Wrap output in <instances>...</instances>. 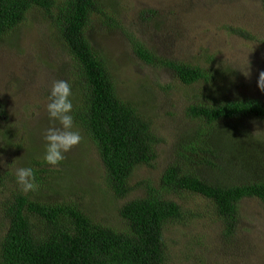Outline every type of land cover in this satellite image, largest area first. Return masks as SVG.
Instances as JSON below:
<instances>
[{
  "label": "trees",
  "instance_id": "trees-1",
  "mask_svg": "<svg viewBox=\"0 0 264 264\" xmlns=\"http://www.w3.org/2000/svg\"><path fill=\"white\" fill-rule=\"evenodd\" d=\"M39 10L58 31L57 41L69 55L67 73H61L60 80L71 85L72 130L79 131L82 143L97 155L120 223L119 227L103 224L77 200L54 201L52 196H61L65 188L64 177L44 162L45 140L38 149L29 141L11 142L8 131H1L7 148L23 146L22 164L34 169L38 187L26 194L9 188L8 184L16 183L8 170L12 164L0 170V192L9 193L0 204V264H167L164 228L186 219L183 209L168 198L171 194L202 198L222 221L224 236L231 238L239 203L256 199L264 204V180L252 175L257 163L264 164V137L241 132L236 125L249 116L264 122V103L230 95L226 84H220L227 75L216 63L189 64L162 57L152 42L125 32L143 64L171 71L192 89L186 117L194 128L178 149L199 158L195 165L209 167L217 178L197 173L190 166L192 159L179 152L178 161L163 172L157 188L147 181L141 195L124 201L142 186L130 185L134 172L142 166L153 167L157 147L163 143L155 124L157 96L149 83L137 88L124 82L119 85L102 52L88 40L92 15L102 14L97 0H0V43L11 41L31 11ZM161 25L157 22L156 29ZM229 30L250 39L238 28ZM45 93L48 99L50 93ZM3 119L6 115L0 110ZM230 171L233 175L225 178L223 173Z\"/></svg>",
  "mask_w": 264,
  "mask_h": 264
},
{
  "label": "rangeland",
  "instance_id": "rangeland-1",
  "mask_svg": "<svg viewBox=\"0 0 264 264\" xmlns=\"http://www.w3.org/2000/svg\"><path fill=\"white\" fill-rule=\"evenodd\" d=\"M97 1L102 14L92 15L87 28L88 40L102 52L119 85L124 82L127 87L137 88L149 83L158 99L155 124L163 143L157 147L153 167L142 166L134 172L130 185L136 187L142 183V186L124 201L141 195L147 181L157 188L163 172L178 161L179 152L192 159L190 166L197 173L217 178V172L214 175L209 167L195 165L193 161L198 162L199 158L178 149L185 135L194 128L186 117L192 89L183 86L171 71L143 64L135 56L125 32L152 42L162 57L189 64L216 63L227 75L226 81L220 84H226L230 95L264 103V92L257 87L259 73L264 72V0ZM148 12L155 15L150 16ZM157 22L162 23L159 30ZM52 26L42 10L31 11L12 40L0 43V110L6 115L0 121V133L8 131L7 140L29 141L38 149L46 130L54 124L45 110L48 102L45 92L50 93L52 83L60 80V74L67 73L68 69L69 55L57 41L58 31ZM230 28L244 31L250 39L232 34ZM247 58L251 73L246 78L242 74H245ZM236 125L241 127V132L249 130L254 137H264V122L258 118L243 117ZM82 139L81 136L80 143L64 154L62 166L49 167L64 177L61 185L65 187L59 192L61 196L52 198L59 202L77 200L102 219L103 224L115 226L120 221L113 195L103 181L97 155L85 147ZM3 141L0 136V170L5 171L12 164L8 170L15 176L16 168L25 167L23 146L7 148ZM231 175V171L223 173L225 178ZM252 175L258 180L262 176L264 180V164L257 163ZM8 186L19 188L15 182ZM8 195L0 192V204ZM168 198L183 209L186 219L164 228L167 264H264L262 202L242 200L235 233L226 238L222 221L206 208L202 198L188 193L171 194Z\"/></svg>",
  "mask_w": 264,
  "mask_h": 264
},
{
  "label": "clouds",
  "instance_id": "clouds-1",
  "mask_svg": "<svg viewBox=\"0 0 264 264\" xmlns=\"http://www.w3.org/2000/svg\"><path fill=\"white\" fill-rule=\"evenodd\" d=\"M241 72L240 70H236ZM246 78L250 76L251 66L247 58V67L244 70ZM257 87L264 92V72L259 73ZM71 85L66 80H56L52 83L46 112L50 121L54 122L44 135L45 153L44 162L51 166L60 164L64 154L80 143L81 136L78 131H73V104L70 99ZM58 124L59 127H56ZM2 163V161H0ZM15 181L23 193L35 191L38 187L36 176L32 167H18L15 170Z\"/></svg>",
  "mask_w": 264,
  "mask_h": 264
}]
</instances>
